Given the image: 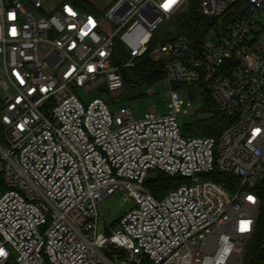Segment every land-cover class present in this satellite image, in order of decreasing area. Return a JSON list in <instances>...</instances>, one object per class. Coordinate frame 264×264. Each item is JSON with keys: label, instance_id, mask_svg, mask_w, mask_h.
<instances>
[{"label": "built area", "instance_id": "built-area-1", "mask_svg": "<svg viewBox=\"0 0 264 264\" xmlns=\"http://www.w3.org/2000/svg\"><path fill=\"white\" fill-rule=\"evenodd\" d=\"M47 1L0 0V264H242L264 183V0H201L210 30L151 51L189 0H117L102 17L65 1L45 11ZM149 51L164 64L169 115L136 120L75 93L122 90L123 70ZM174 83L205 85L231 126L184 136ZM151 171L187 183L157 199ZM119 190L135 207L100 233L99 205Z\"/></svg>", "mask_w": 264, "mask_h": 264}, {"label": "trees", "instance_id": "trees-1", "mask_svg": "<svg viewBox=\"0 0 264 264\" xmlns=\"http://www.w3.org/2000/svg\"><path fill=\"white\" fill-rule=\"evenodd\" d=\"M65 2H72L77 4L83 10L94 13V9L90 2L87 0H63ZM201 0H189L188 10L179 14L175 18V25L177 28V34H183L188 36L191 40L196 41L201 35L206 34L207 31L216 23V21L204 18L200 12ZM234 12L228 16L230 17ZM170 38L163 41V43L169 41ZM156 46V38L151 43L150 51ZM150 51L141 59L138 60L134 68L123 70L124 88L127 90H147L155 86L156 84L167 79L164 64L161 61H155L150 54ZM119 56V57H118ZM127 56L125 50L121 47L120 43L115 44V56L114 63L120 64L121 59ZM195 86V87H194ZM193 87L195 90L202 93L205 104L199 109V112L195 116H202L209 114L207 119H201L195 124L186 128V133L189 137H215L218 138L224 132L226 128L233 123L223 112H221L215 101L212 99L209 89L202 84H195ZM141 94H134L137 98ZM0 142H2V129L0 123ZM156 172L157 176L153 179H148L145 182V186L157 199L169 194L172 190H175L187 183L183 178L169 177L160 171ZM219 182L229 190H233V185L236 180L229 176H223ZM7 190L4 183V177L0 173V194ZM258 193L261 199V209L259 219L256 225V230L252 238L247 243L245 254L242 264H264V183L258 186ZM9 264H15L14 260H11ZM143 264H149L144 262Z\"/></svg>", "mask_w": 264, "mask_h": 264}, {"label": "rangeland", "instance_id": "rangeland-1", "mask_svg": "<svg viewBox=\"0 0 264 264\" xmlns=\"http://www.w3.org/2000/svg\"><path fill=\"white\" fill-rule=\"evenodd\" d=\"M87 1L91 3L94 13L97 15V17H102L117 0ZM62 2L63 0H48L45 6V11H51L57 8L62 4ZM23 3L29 11H33L36 15H38V13L33 10L27 1H23ZM175 18L176 17L165 21L155 32L156 46H160L163 41L175 36L178 33L175 25ZM127 58L128 56H126L124 59H121V62H125ZM194 85L195 84H173V89L177 91L179 100L182 101L183 104L180 113V128L181 133L186 137H189L186 133V128L188 126L195 124L201 119H207L210 117L209 114L195 116L199 112V109L204 106L205 101L202 97V93L195 90ZM152 89L155 90L154 93L151 92ZM170 90L171 87L169 82L164 80L152 88L143 91L136 89L130 91L126 88H123L117 92H110L106 90L105 87H100L99 89L92 92H85L82 88H75V93L84 104H88L96 98H101L109 105L113 113L119 111L121 108H128L131 110L136 120H142L149 113L151 108L156 110V113L159 116H166L170 114ZM135 93L141 94V96L135 98ZM3 95L4 93L0 90V97ZM190 107H193L191 111H189ZM156 176V172H150L147 178L153 179ZM125 197H127V191L119 190L116 194L106 198L100 203V233L106 234V228L117 230L119 228V221L121 217L127 211L135 207V202L131 199L124 201L123 198Z\"/></svg>", "mask_w": 264, "mask_h": 264}, {"label": "snow or ice", "instance_id": "snow-or-ice-1", "mask_svg": "<svg viewBox=\"0 0 264 264\" xmlns=\"http://www.w3.org/2000/svg\"><path fill=\"white\" fill-rule=\"evenodd\" d=\"M176 2V0H169V3H167L166 5H165V8H168V7H170L172 4H174ZM14 32H15V30L13 29V34H14ZM259 129H257V130H255V132H254V135L255 134H258L259 133ZM249 199H252L251 197H249ZM0 254H2V253H0Z\"/></svg>", "mask_w": 264, "mask_h": 264}, {"label": "clouds", "instance_id": "clouds-1", "mask_svg": "<svg viewBox=\"0 0 264 264\" xmlns=\"http://www.w3.org/2000/svg\"><path fill=\"white\" fill-rule=\"evenodd\" d=\"M11 15H13V14L10 13V16H11ZM0 253H2V254H0V255H4V256H6V253H4L3 249H0Z\"/></svg>", "mask_w": 264, "mask_h": 264}]
</instances>
